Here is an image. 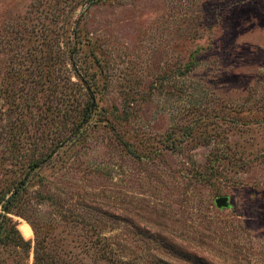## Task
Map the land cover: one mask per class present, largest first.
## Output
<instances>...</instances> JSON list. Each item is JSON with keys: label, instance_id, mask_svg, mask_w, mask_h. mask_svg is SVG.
I'll use <instances>...</instances> for the list:
<instances>
[{"label": "rangeland", "instance_id": "1", "mask_svg": "<svg viewBox=\"0 0 264 264\" xmlns=\"http://www.w3.org/2000/svg\"><path fill=\"white\" fill-rule=\"evenodd\" d=\"M13 119L54 151L12 215L31 244L29 220L63 248L116 235L134 264H264V0H0Z\"/></svg>", "mask_w": 264, "mask_h": 264}, {"label": "trees", "instance_id": "2", "mask_svg": "<svg viewBox=\"0 0 264 264\" xmlns=\"http://www.w3.org/2000/svg\"><path fill=\"white\" fill-rule=\"evenodd\" d=\"M188 65L187 63L186 66ZM86 110V114L81 120L83 122L88 121V117H90L88 106ZM12 122L14 123V119L5 123L0 120V164L7 161L10 165L17 166L16 172H23V176L16 179L6 178L4 173L7 169H3V175L0 176V250L6 253L4 258H0V264H26L24 261L28 257L30 247L32 248L31 264H89L86 259H89L90 264L99 261L104 264H134L129 260H125L122 254L117 253L116 235L108 234L106 236L94 229H84V236L80 235V238L84 239L82 245H71L70 248H63L62 245L54 243L50 234H47L45 238L38 236L40 231L38 232L35 222L30 220L29 223L34 236L33 243L31 244L30 240H25L22 237L16 227L17 222L13 220L12 215L19 217L24 215V211L27 209L26 206L29 203L26 198V182L36 167L41 166L47 156L48 158L51 157L54 151H44V153L35 154L34 156L30 148L34 144V140L30 139L31 136L28 133L25 134V139L23 138L22 141L21 138H16L11 133ZM186 136H190L189 131ZM182 139L177 140V142L182 141ZM9 171L11 172V170ZM90 236H94L92 241L89 238ZM75 237H77V234ZM76 247L78 250H76ZM119 251L121 252V250ZM19 253L18 257L11 256V254ZM0 255L2 254L0 253ZM180 255L185 259L192 258L193 261L199 262L198 259L186 252ZM154 264L170 263L157 259Z\"/></svg>", "mask_w": 264, "mask_h": 264}, {"label": "water", "instance_id": "3", "mask_svg": "<svg viewBox=\"0 0 264 264\" xmlns=\"http://www.w3.org/2000/svg\"><path fill=\"white\" fill-rule=\"evenodd\" d=\"M216 206H225L226 205V197H217L214 199Z\"/></svg>", "mask_w": 264, "mask_h": 264}]
</instances>
